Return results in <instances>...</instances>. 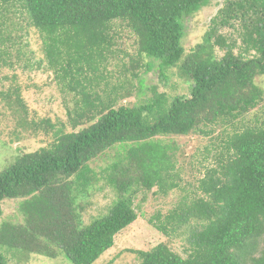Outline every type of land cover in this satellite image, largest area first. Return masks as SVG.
Wrapping results in <instances>:
<instances>
[{
  "label": "trees",
  "instance_id": "obj_1",
  "mask_svg": "<svg viewBox=\"0 0 264 264\" xmlns=\"http://www.w3.org/2000/svg\"><path fill=\"white\" fill-rule=\"evenodd\" d=\"M214 3L220 7L217 15L202 42L188 53L184 20ZM0 4L10 14L21 9L28 16L29 26L42 37L48 70L67 83L62 88L74 104L71 109L70 101L64 102L72 131L43 122L50 145L19 157L0 173V220L6 201H19L23 217L22 223L0 222V264H7V252L54 260L64 255L72 264H96L114 248L116 237L138 221L140 194L157 189L167 195L179 188V147L172 138L208 136L205 129L228 126L264 104V89L256 84L264 77V0ZM117 22L136 35L140 56L151 60L148 69L159 73L160 82L168 83L167 74L177 69L188 77L189 97L169 102L153 85L145 87L152 97L134 107L117 108L116 98L109 105L103 101L93 83L100 67L115 56ZM144 85L142 81L141 90ZM17 103L26 110L20 96ZM258 122L239 133H224L216 166L199 182L202 196L185 198L165 217L150 221L168 239L187 235V258L160 244L148 252L135 251L138 264H264V123ZM111 150L118 154L108 167L98 174L90 169ZM72 177L77 192L95 180H104L116 192L106 216L85 226L79 215L63 216L42 195Z\"/></svg>",
  "mask_w": 264,
  "mask_h": 264
},
{
  "label": "rangeland",
  "instance_id": "obj_2",
  "mask_svg": "<svg viewBox=\"0 0 264 264\" xmlns=\"http://www.w3.org/2000/svg\"><path fill=\"white\" fill-rule=\"evenodd\" d=\"M219 9V5L214 3L184 20V46L188 53L202 42ZM12 11L16 14L8 13L0 4V173L19 157L50 145L52 139L42 130L43 122L51 121L56 127L63 124L69 132L73 130L64 104L70 101L67 107L74 109L72 94L62 88L67 83L61 84L48 70L42 37L29 26L28 16L21 9ZM116 25L112 32L115 56L109 57L107 64L100 67L97 73L98 87L97 83H93V88L99 91L106 104H111L110 99L116 98L117 108L122 105L134 107L148 96L152 97L145 87L153 85L159 86V93H166L169 102L176 97H189L192 84L182 71H170L167 74L169 82H160L159 73L148 69L151 60L140 56L136 35L126 26H121L120 22ZM142 81L145 89L141 90ZM256 84L264 89V77L258 78ZM19 96L26 110L18 107ZM257 118L259 124L264 123V104L259 110L228 126L215 127L213 132V127L205 129L208 136L196 134L172 138L173 143L179 147L176 154L178 171H175L180 173L175 181L179 188L171 190L167 195L159 193L157 189L140 194L136 201L138 221L116 237L114 248L96 264H138L135 251L148 252L160 244H167L173 252L187 258V235L168 239L150 221L159 215L165 217L185 198L190 201L202 196L198 191L199 182L208 168L216 166L214 156L227 138V135L223 136L224 133L234 134L255 127ZM169 140L165 139L167 142ZM117 152L111 150L101 156L90 164V169L96 174L101 173L102 169L114 161ZM42 195L63 216L79 215L85 226L106 216L117 199L116 192L104 180H95L77 192L74 177L47 188ZM19 205V201L2 203L4 215L0 222L22 223ZM6 258L7 264H72L64 255L54 260L27 253L7 252Z\"/></svg>",
  "mask_w": 264,
  "mask_h": 264
}]
</instances>
